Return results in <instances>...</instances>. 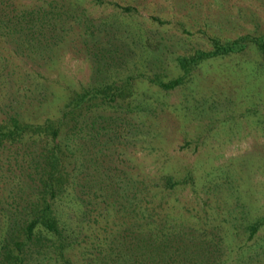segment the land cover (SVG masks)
<instances>
[{"label": "trees", "instance_id": "trees-1", "mask_svg": "<svg viewBox=\"0 0 264 264\" xmlns=\"http://www.w3.org/2000/svg\"><path fill=\"white\" fill-rule=\"evenodd\" d=\"M69 1L77 2L0 0V177L6 184L10 179L8 196H15L0 197V264H264V242L255 238L264 213L247 220L244 209L225 216L204 207L191 211L176 194L191 183L190 172L174 177L139 163L109 165L105 178L97 176L104 157H119L118 143L146 147L153 132L151 116H141L157 101H134L132 76L72 88L42 118L26 113L25 97L35 108L47 101L42 72L25 70L13 78L2 52L53 63L63 33L80 19ZM83 28L93 35L87 24ZM207 37L209 49L177 59L181 74L149 81L173 88L203 58L241 51L248 42L264 63V33Z\"/></svg>", "mask_w": 264, "mask_h": 264}, {"label": "rangeland", "instance_id": "rangeland-1", "mask_svg": "<svg viewBox=\"0 0 264 264\" xmlns=\"http://www.w3.org/2000/svg\"><path fill=\"white\" fill-rule=\"evenodd\" d=\"M66 4L77 9L80 19L63 33L59 47L54 48L58 56L53 63L38 65L14 56L8 48L2 52L6 68L14 69L13 78L25 70L42 72L47 101L35 108L25 97L26 113L42 118L54 113L72 88L130 75L134 101L148 96L157 101L148 115L141 113L142 118L151 116L153 132L146 147L118 143L119 157L116 153V158L104 157L100 167L104 171L97 176L105 178L109 165L139 163L174 177L190 172L191 183L176 194L191 211L204 207L207 213L225 216L232 209H244L247 220L263 214L264 63L257 46L248 42L241 51L205 57L170 89L159 88L149 78L181 74L177 59L196 49H209L208 35L227 40L242 33H264V0H77ZM120 5L132 9L125 11ZM86 24L93 33L90 37L83 28ZM83 35L88 41H82ZM96 68L106 74L99 76ZM0 179V197L11 201L15 196H8L10 179L7 184L6 177ZM255 238L264 242V223Z\"/></svg>", "mask_w": 264, "mask_h": 264}]
</instances>
